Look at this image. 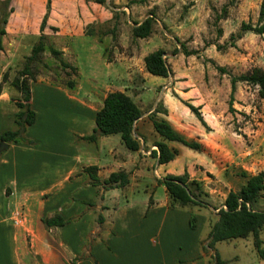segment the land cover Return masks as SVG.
<instances>
[{
  "label": "crops",
  "instance_id": "1",
  "mask_svg": "<svg viewBox=\"0 0 264 264\" xmlns=\"http://www.w3.org/2000/svg\"><path fill=\"white\" fill-rule=\"evenodd\" d=\"M45 2L31 0L19 6L18 0H12L14 11L7 19L0 50V83L3 69L12 71L14 62L20 61L15 53L6 50L4 40L18 44L19 40L37 36ZM91 3L89 8L84 3L75 7L74 20L67 14L61 16L56 0L50 4L43 32L70 42L69 47L60 50L63 56L72 55L70 64L77 68L78 79L72 87L43 78L32 81L31 102L36 117L25 135L35 144L12 142L0 150V264H215V253L227 264L221 247L233 244L232 239L218 241L213 248L207 246L211 226L217 220L215 210L209 205L172 206L165 186L160 183L167 174L187 173L210 196L220 192L218 187L226 179L219 172L226 170L227 165L220 167L218 173L213 172L212 155L220 143L212 138L221 140L216 114L198 97L199 86L188 78L187 70L172 69L175 81L152 101L150 89L143 96H136L132 79L138 80V74L144 78L151 76L144 68L143 58L162 48V40L149 48L153 37L137 38L133 51L104 59L97 31L85 33L88 25L107 20L99 17V7H95L99 4ZM137 57L141 62L138 69L134 67ZM113 85L119 86L108 88ZM116 90L128 94L142 111L135 122L134 136L140 141L137 151H129L116 134L100 136L96 143L77 139L91 134L96 110L106 94ZM17 96L8 82L1 85L0 136L14 128L18 108L12 97ZM184 102L200 107L208 129L197 123ZM158 104L165 113L157 112L155 117L165 119L183 136L199 142L202 150L164 140L155 132L149 115ZM185 117L197 120L196 135L184 129ZM36 129L53 136L42 141ZM156 141H164L177 150L171 161L158 164V157L151 154L157 151ZM195 164L202 169L195 170ZM90 165L97 166L101 182L112 172L124 171L128 183L122 187L103 183L94 186L85 173L78 174L80 168ZM207 173L215 178L210 179ZM211 181L213 188L204 189ZM230 190L222 193L223 201ZM200 208L211 211L208 215ZM194 211L195 227L191 228L189 220ZM56 213L71 220L46 228L42 219ZM17 215L24 219L18 221ZM36 257H40L41 263L33 260Z\"/></svg>",
  "mask_w": 264,
  "mask_h": 264
},
{
  "label": "rangeland",
  "instance_id": "2",
  "mask_svg": "<svg viewBox=\"0 0 264 264\" xmlns=\"http://www.w3.org/2000/svg\"><path fill=\"white\" fill-rule=\"evenodd\" d=\"M262 1L264 0H106L108 7L101 4L95 7H99V17H106L107 20L103 23L91 24L93 30L97 31V35L102 38L101 43L99 38L97 41L102 46L104 59L107 57L112 59L121 56L122 52L126 54L128 51H133L134 44L138 45V40L136 41L131 35L133 22H138L150 15L157 20L153 26V33L149 36L154 38L149 48L155 47L154 45L160 43L158 40H162V49L165 50L163 57L171 72L162 80L153 78L157 76L151 74L147 78L138 74L140 83L137 82L136 77H132L133 83H136L133 85L136 96H143L146 89H150L153 92L150 100L152 101L161 90L163 91L165 87L167 89L171 86V82L175 81L172 69L177 72L187 70L188 78L199 86L198 97L202 98L204 104H209L210 110L216 114L221 129L219 133L221 140L217 139L218 137L212 138L213 141L216 139L220 143L219 148L212 155L213 172L218 173L220 167L227 165L226 170L219 172V176L226 179V182L218 187L220 192H215L212 196L208 192H205L207 196L202 195V199L207 203L203 206H211L216 213L223 203L222 193L227 192L229 188L237 191L245 182V178L239 174L240 171L256 174L264 170V96H260L257 86L237 82L233 99L230 100L231 76L245 73L253 67L264 68V35L240 30L242 22L257 23ZM26 2L31 3V0H18V5L22 6V3ZM91 2L94 1L56 0V7L62 12L61 16L67 14L74 20L75 7L84 3L89 8L92 5ZM10 7H12L11 14L14 11L12 3ZM122 10L125 14L121 12ZM48 37V45L57 49L70 46L69 41H63L54 36ZM36 40V37H30L19 40L18 44L12 40H4L6 50L15 53L14 57H19L20 60L17 64L14 62L12 71L3 69L4 73L7 72L9 79H12L22 67L24 58L30 53ZM181 44L187 51L195 53L185 55ZM176 53L179 59L173 57ZM1 56L2 54H0V60H2ZM62 58L70 64L72 55L68 53L66 56L62 55ZM139 59L140 57H137L134 66L137 69L141 66ZM218 65L225 67L226 72H220L217 69ZM38 69L37 78L58 84L63 82L67 85V81L78 79V73L74 74L70 69L62 68L59 60L54 58L48 50L42 55V64ZM66 72L70 74L67 75ZM117 86L119 85L108 86V88L115 89ZM198 109L201 115L200 107ZM192 116L196 117L193 112ZM196 122L194 117L190 120L189 117H185L183 122L184 129L193 136L196 135L198 124L208 129L199 119L198 124ZM36 131L45 142L53 136V133H45L37 129ZM33 142L35 144V141ZM198 168L202 169V166L195 164L194 169ZM208 176L212 180L215 178L214 174H208ZM212 185L211 181L204 189L213 188ZM253 208L264 210V192L253 204ZM210 211L207 208H200V212L205 214L208 212V215ZM192 213L195 214L196 211ZM11 216L15 218L14 214ZM16 217L18 221L24 219L22 215ZM13 218H10L11 221L16 222V218ZM260 236L264 239V228ZM232 241L231 245L230 243L222 244L228 247H221L223 257L229 261L227 264H264V258H260L255 252L251 236L234 238ZM33 260L41 263L40 257ZM73 261L72 259L70 263Z\"/></svg>",
  "mask_w": 264,
  "mask_h": 264
},
{
  "label": "trees",
  "instance_id": "3",
  "mask_svg": "<svg viewBox=\"0 0 264 264\" xmlns=\"http://www.w3.org/2000/svg\"><path fill=\"white\" fill-rule=\"evenodd\" d=\"M12 0H0V50L2 49V37L6 33L5 24L7 18L12 11ZM95 3L108 7L106 0H92ZM51 0H46V12L40 23V33L35 36L36 42L33 43L30 53L24 58L22 67L17 71L16 75L9 79L7 72L2 75L1 85L8 82L17 92V97H12V101L17 106L18 111L14 115V128L4 131L0 136V141L5 143H25L33 144L26 135V129L31 125L36 117V113L31 102V82L36 80L39 74V65L42 64V55L48 50L51 55L58 59L62 68H68L70 71L77 73V68L72 66L62 58V51L52 45H48V35L43 30L50 11ZM125 14V11H121ZM114 14H118L114 12ZM156 19L153 15L147 16L140 23L133 22L131 27V35L134 39L147 38L153 33V26ZM53 30L57 28L52 27ZM242 32H252L258 35H264V1H262L258 20L256 24L242 22L240 25ZM85 33L91 35L93 27L88 25ZM99 42L102 38L99 37ZM185 55L195 52L187 51L183 44L180 45ZM219 46V45H218ZM217 46V47H218ZM106 52V51H104ZM165 50L158 48L149 52L143 58L144 68L146 72L153 76L166 78L170 74V68L163 57ZM104 56H106L104 54ZM110 60V57L106 58ZM220 72H226L225 67L217 66ZM67 75L70 73L66 72ZM231 94L230 100L233 99V92L237 82H245L249 85L257 86L260 96H264V68L253 67L251 70L237 76H231ZM73 81H67L69 87L73 86ZM185 105L196 115L201 123L205 124L202 119L198 107L188 102ZM165 113L158 104L149 115L155 132L164 140L178 142L188 148L194 150H202L203 146L193 140L188 139L179 133L173 126L163 118H156V113ZM142 111L134 100L123 91H111L106 94L102 100V106L96 110L94 115V127L90 135L77 137L88 143H96L100 136L118 134L124 146L129 151H137L140 148V141L134 136L135 122L141 116ZM157 151L151 154L158 157V164H164L171 161L177 154V150L170 148L164 141H156ZM1 155V151H0ZM97 166L90 165L80 168L79 173H85L94 186L100 184L108 186L122 187L128 183L127 173L124 171L112 172L102 182L97 176ZM239 174L245 178V182L237 191L230 190L225 196L223 207L217 211V220L212 224L209 232V241L207 246L213 248L218 241H225L234 238L252 237L253 247L260 258H264V239L260 236V232L264 228V210L253 208V204L257 201L262 192H264V170L256 174H248L246 171H240ZM160 183L165 186L167 195L172 206H203L207 204L203 196L207 193L203 191L202 185L195 179H189L187 173L182 175L167 174ZM186 188L190 194L187 193ZM193 198H192V197ZM71 219H64L59 214L42 219V223L46 228L51 226H61L68 223ZM196 217L191 213L189 225L195 227ZM215 264H224L218 253H215Z\"/></svg>",
  "mask_w": 264,
  "mask_h": 264
},
{
  "label": "water",
  "instance_id": "4",
  "mask_svg": "<svg viewBox=\"0 0 264 264\" xmlns=\"http://www.w3.org/2000/svg\"><path fill=\"white\" fill-rule=\"evenodd\" d=\"M163 56H164V54H163ZM7 147V143H5V142H0V150H2V149H4V148H6ZM186 191H187V193L188 194H190V192H189V190L186 188ZM192 197V196H191ZM193 198V197H192Z\"/></svg>",
  "mask_w": 264,
  "mask_h": 264
}]
</instances>
